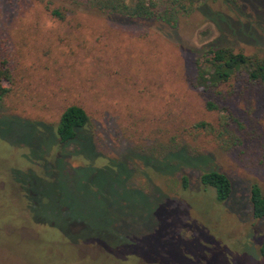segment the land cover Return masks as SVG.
Segmentation results:
<instances>
[{"label":"rangeland","instance_id":"374dc122","mask_svg":"<svg viewBox=\"0 0 264 264\" xmlns=\"http://www.w3.org/2000/svg\"><path fill=\"white\" fill-rule=\"evenodd\" d=\"M82 1L0 0V61L10 74L1 116L30 122L0 123V264H166L167 242L165 250H187V264H264V220L252 219L248 202L251 185L264 192V91L232 82L211 96L243 125L239 144L223 151L192 128L215 125L218 113L191 83L210 47H264V0L208 1L174 27ZM70 105L91 122L92 142L74 153L42 125L53 129ZM170 139L178 149L168 159L143 162L139 149L158 153ZM206 171L230 180L228 200L200 188ZM152 242L151 254L125 256Z\"/></svg>","mask_w":264,"mask_h":264},{"label":"trees","instance_id":"16d2710c","mask_svg":"<svg viewBox=\"0 0 264 264\" xmlns=\"http://www.w3.org/2000/svg\"><path fill=\"white\" fill-rule=\"evenodd\" d=\"M208 1L214 0H83L82 4L103 15L144 21H159L167 26L174 27L177 15L188 14L194 8L202 6ZM46 8L50 16L63 20V16L59 11L55 9L48 10L49 8ZM9 75L5 61H0V123L3 125H6L7 122L28 124L30 123L29 121L19 120L16 117L1 116L5 112L4 100L8 92V88L3 87L1 83H8ZM232 82L242 85V92L251 90L257 92V94H261L264 91V47L258 48L253 53L244 54L241 51L235 52L230 47L215 46L203 51L194 61L192 87L206 94L208 99L204 104L205 109L208 112H217L218 117L215 125L198 122L192 128L196 132H203L209 135L212 142L223 151H228L239 144L240 134L243 135V125L225 107L219 108V104L213 101L211 96L219 97L221 95L220 90L223 87H233ZM226 94L228 96L233 95V89L231 88ZM222 100L225 99L222 97ZM248 111L251 112L250 110ZM90 123L89 117L82 108L70 105L65 107L60 113L53 129L40 122H32V125L42 124L47 129L46 133L53 135V140L57 146H63L64 150L66 147L72 145L73 148L70 152L74 153L78 151V144L82 139H89L92 142V135L88 131ZM7 137H9V134ZM176 144L173 142V139H170L166 146H160V149H158L160 151H156L158 153L152 150L148 152L143 148L139 149L140 151H144L143 153L145 154L144 158L142 157L143 162L151 160L154 162V160L158 159L162 161L165 157L168 159V153L178 149ZM188 153L197 155L198 152L191 149ZM146 166L149 165L147 164ZM175 171H177L176 168L168 175L173 174ZM186 182V178L181 177V187L183 189L186 188ZM197 182L204 191L211 190L213 192L215 202L223 203L229 199L232 187L230 180L224 174L217 171H206L199 175ZM129 185L133 187L131 180ZM35 193L37 194V192ZM248 202L252 219L264 220V192L256 185H251L249 188ZM176 242H182L179 244L184 247H187L189 243L180 240H176ZM168 244L169 242L166 243V245ZM166 245L161 248L162 250L164 249L163 253L167 255L172 254L174 257L172 261H168L166 264H187L188 256L186 255V249L183 252L174 253L171 249L173 248L171 244V248L166 247L168 250H165ZM128 247L131 248L132 253L125 256L136 255V251H140L141 255L144 256L151 254L155 249H159L153 242L146 245L144 249L136 247L134 244ZM119 248H115L118 254H120ZM174 248L176 247L174 246ZM258 251L260 256L264 258V241L260 244ZM125 256L120 255L118 258L125 259Z\"/></svg>","mask_w":264,"mask_h":264}]
</instances>
